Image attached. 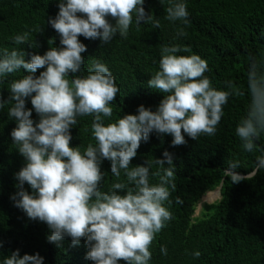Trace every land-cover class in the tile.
<instances>
[{
	"label": "clouds",
	"instance_id": "obj_1",
	"mask_svg": "<svg viewBox=\"0 0 264 264\" xmlns=\"http://www.w3.org/2000/svg\"><path fill=\"white\" fill-rule=\"evenodd\" d=\"M167 2L164 18L187 25L186 0ZM143 5L144 0H57L58 12L47 23L58 35L59 47H49L43 55L30 54L28 59L23 48H0V83L14 73H27L12 79L7 98L0 97V109L7 106V117L15 123L12 144L24 159L14 174L16 191L9 199L29 220L47 225L48 243L59 246L68 237L71 246H78L83 239L88 249L85 259L92 264H149L155 235L172 219L164 206L177 187L172 154L165 150L162 158L130 166L141 142H148L152 133L171 136L172 147L184 145L185 136L213 137L229 98L245 95L232 80L224 82L226 90L213 88L204 75L210 71L206 60L177 54L187 48L162 46L158 70L147 87L163 93V98L154 111L141 104L135 114L113 120L112 105L120 89L108 66L98 59L88 61L85 73L86 45L78 37L106 44L116 36L126 39L133 24L159 28V20L146 14ZM176 34L185 35L182 29ZM11 42L34 46L28 33L12 36ZM38 69L42 70L37 75ZM246 95V110L235 136L243 152L260 154L247 175L236 171L241 167L238 160L228 161L224 175L231 184L264 172V149L256 143L264 136V52L248 56ZM83 117L91 118L95 143L81 151L70 146V130ZM105 160L115 182L102 191L105 173L100 166ZM25 184L31 191L25 190ZM210 191L197 205L205 203L201 198ZM160 252L167 254L165 246ZM192 256L198 258L199 251ZM0 264H44V258L39 253L21 256L17 249Z\"/></svg>",
	"mask_w": 264,
	"mask_h": 264
},
{
	"label": "trees",
	"instance_id": "obj_2",
	"mask_svg": "<svg viewBox=\"0 0 264 264\" xmlns=\"http://www.w3.org/2000/svg\"><path fill=\"white\" fill-rule=\"evenodd\" d=\"M186 5L187 25L164 18L169 6L167 0L163 3L144 0L145 13L159 20V28L133 24L126 39L116 36L106 44L99 39L78 37L86 45V52L82 54L85 73L91 59L108 66L120 89L112 105L113 120L124 114H135L141 104L154 111L163 98V93L147 87V80L158 70L162 46L178 45L188 49L178 55L195 54L206 60L210 71L204 75L213 88L226 90L224 82L232 80L245 91V95L229 98L215 136H201L197 140L185 136L184 145L172 147L171 136L152 133L148 142H141L130 166L142 165L146 159L162 158L167 150L175 167L177 187L170 195V203L164 205L172 219L155 235L149 248L152 253L149 264H264V172L238 184H231L224 175L230 160H238L241 167L236 171L247 175L260 154L243 152L235 127L248 101V56L264 52V0H186ZM57 12V0H0V48H23L28 59L30 54L43 55L49 47H59V37L47 23ZM178 29L185 35L177 36ZM23 33H28L33 47L11 42L12 36ZM49 40L54 43L49 45ZM26 74L21 71L6 77L0 83V97L7 98L8 83L12 79ZM26 107H31L30 102L26 101ZM32 118L38 119L34 112ZM90 122V117L79 119L77 126L70 130V146H79L83 151L89 143H95ZM14 127V121L7 117V106L0 109V260L18 249L21 256L39 253L44 264H92L85 259L88 249L83 239L78 246H71L68 237L59 246L48 243L47 225L29 220L9 199L16 191L14 174L24 165L23 157L11 141L10 132ZM256 143L264 149V136ZM100 168L105 173L101 190L106 191L115 177L107 160ZM218 185L220 197L211 203H202L194 216L200 197ZM24 187L31 191L27 184ZM161 245L167 249L166 255L161 254ZM193 251H199L200 256L194 258Z\"/></svg>",
	"mask_w": 264,
	"mask_h": 264
},
{
	"label": "water",
	"instance_id": "obj_3",
	"mask_svg": "<svg viewBox=\"0 0 264 264\" xmlns=\"http://www.w3.org/2000/svg\"><path fill=\"white\" fill-rule=\"evenodd\" d=\"M219 188H220V185L214 189V191L217 192V196L214 197L213 200H214L215 198H218V197H219ZM203 197H204V198H203ZM203 197L201 198V201H204L205 203H210V202L212 201V200H211V201L208 200L207 197H206L205 195H204ZM200 206H201V203H199V204L197 205V208H196V210H195L194 215L197 214V211L199 210Z\"/></svg>",
	"mask_w": 264,
	"mask_h": 264
},
{
	"label": "rangeland",
	"instance_id": "obj_4",
	"mask_svg": "<svg viewBox=\"0 0 264 264\" xmlns=\"http://www.w3.org/2000/svg\"><path fill=\"white\" fill-rule=\"evenodd\" d=\"M214 195H216L215 191L210 192V195L207 197V199L211 201V199H213V198H210V197H213Z\"/></svg>",
	"mask_w": 264,
	"mask_h": 264
},
{
	"label": "bare ground",
	"instance_id": "obj_5",
	"mask_svg": "<svg viewBox=\"0 0 264 264\" xmlns=\"http://www.w3.org/2000/svg\"><path fill=\"white\" fill-rule=\"evenodd\" d=\"M210 192H212V191H210ZM210 192L207 193L206 197H208V196L210 195ZM215 193H216V195H217V192H216V191H215ZM216 195H214L213 197H210V198H214Z\"/></svg>",
	"mask_w": 264,
	"mask_h": 264
}]
</instances>
